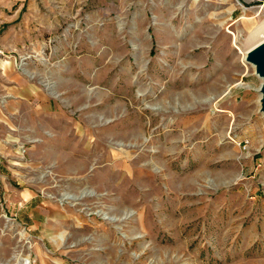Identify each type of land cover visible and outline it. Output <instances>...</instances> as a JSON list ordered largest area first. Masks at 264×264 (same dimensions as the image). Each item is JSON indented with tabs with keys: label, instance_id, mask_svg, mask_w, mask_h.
Returning a JSON list of instances; mask_svg holds the SVG:
<instances>
[{
	"label": "rangeland",
	"instance_id": "obj_1",
	"mask_svg": "<svg viewBox=\"0 0 264 264\" xmlns=\"http://www.w3.org/2000/svg\"><path fill=\"white\" fill-rule=\"evenodd\" d=\"M263 23L240 0H0L5 263L264 264Z\"/></svg>",
	"mask_w": 264,
	"mask_h": 264
},
{
	"label": "water",
	"instance_id": "obj_2",
	"mask_svg": "<svg viewBox=\"0 0 264 264\" xmlns=\"http://www.w3.org/2000/svg\"><path fill=\"white\" fill-rule=\"evenodd\" d=\"M246 62L253 64L256 67L255 73L264 80V42L248 54ZM259 91L262 94L260 111L264 114V85Z\"/></svg>",
	"mask_w": 264,
	"mask_h": 264
},
{
	"label": "bare ground",
	"instance_id": "obj_3",
	"mask_svg": "<svg viewBox=\"0 0 264 264\" xmlns=\"http://www.w3.org/2000/svg\"><path fill=\"white\" fill-rule=\"evenodd\" d=\"M263 28H264V23H263ZM253 39H255L254 37L253 38H251L250 40H249V42H251ZM264 42V36H262V41H260L259 43H257L256 45H254V46H252V47H250L249 49H248V51L247 52H245V53H243L244 54V58H243V60H245L246 61V57L248 56V54H250V52H252L255 48H257L259 45H261L262 43ZM246 63H248V62H246ZM248 64H250V63H248ZM250 66H252V68H254V70H256V67L253 65V64H250ZM256 74V73H255ZM263 85H264V82L261 84V86H260V90H261V88L263 87ZM259 102H261V98H262V94L260 95L259 94ZM260 106V105H259ZM0 262H2L3 264H6L5 263V261H4V257L3 256H0Z\"/></svg>",
	"mask_w": 264,
	"mask_h": 264
},
{
	"label": "crops",
	"instance_id": "obj_4",
	"mask_svg": "<svg viewBox=\"0 0 264 264\" xmlns=\"http://www.w3.org/2000/svg\"><path fill=\"white\" fill-rule=\"evenodd\" d=\"M238 1V0H236ZM245 6H258L264 9V0H240Z\"/></svg>",
	"mask_w": 264,
	"mask_h": 264
},
{
	"label": "built area",
	"instance_id": "obj_5",
	"mask_svg": "<svg viewBox=\"0 0 264 264\" xmlns=\"http://www.w3.org/2000/svg\"><path fill=\"white\" fill-rule=\"evenodd\" d=\"M3 53L1 51V45H0V62H1V57H2Z\"/></svg>",
	"mask_w": 264,
	"mask_h": 264
}]
</instances>
